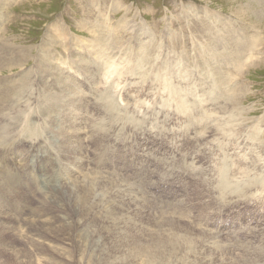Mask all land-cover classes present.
Instances as JSON below:
<instances>
[{
  "label": "rangeland",
  "instance_id": "1",
  "mask_svg": "<svg viewBox=\"0 0 264 264\" xmlns=\"http://www.w3.org/2000/svg\"><path fill=\"white\" fill-rule=\"evenodd\" d=\"M9 1L12 3L7 5ZM112 6L113 9H111ZM90 13L94 15L92 21L96 22L93 25L96 24L93 27L94 30L88 31L85 28L82 30L77 28L79 22L81 23L84 18H88ZM0 18V43L6 47V50L10 51L2 52L0 47V60H6L7 65L13 63L16 67L13 66L12 71L5 70L0 73V98L3 100L0 103V131L9 136L8 139L7 136L3 137L1 145H6L9 141L13 143L9 146L11 155H4L9 161L0 163L6 165L0 166V225L8 223L3 228L0 226V264H145L144 261L147 258L139 253L152 246L156 240L164 242L170 238L162 236H170V234H160L161 232H159L160 229L168 228L167 222L160 224L161 228L156 227V208L170 212L169 220L171 223L187 230H191L190 220L196 223L209 221L208 229L216 235H223L221 232L223 227H234L228 234L233 241L229 243L222 239L224 243L229 244L224 251L216 250L210 245L208 238L202 237L204 241L201 243V254L196 255L197 263L194 261L186 264H264V254L263 257H255L254 253L248 252L249 245L250 250L254 251L256 244L254 236L258 235L257 237L264 240V193L260 192L262 190L264 192V187L261 186L262 181L259 182L260 177L264 178V0H16L15 2L13 0H3V2L0 0ZM56 23L62 24L75 39L66 48L61 45V42L67 44L63 36L58 37L56 42H53L51 38V40L48 39V31H50L48 29ZM98 29L102 30L99 31ZM251 35L256 36L255 47L249 46V43L251 44L253 41L249 39ZM44 42L50 43L44 46ZM83 43L84 45H82ZM50 44L53 45L50 46L51 48L49 47ZM53 49L56 50V53ZM246 49L250 50L253 61L248 57L245 58ZM13 50L14 52H12ZM77 52L80 53L77 54ZM97 53L102 54L105 61L95 57ZM85 54H89L93 58V62L96 61L100 64L104 62L103 68L92 66L87 69L78 62L69 63L75 59L74 57L85 56ZM63 60L68 61L66 64L71 67L67 84L74 85L73 88L66 90L62 88V84L59 83L60 80L42 75L44 71L46 74V68L54 70L56 64L59 68ZM207 61L210 62V65ZM110 65H115L116 68H113L115 71L108 73L109 81L103 78L98 82L100 70L109 68ZM220 65L222 67L220 73H215L214 66ZM61 68L62 66L59 69ZM39 70L41 71L39 72ZM237 71L238 73H236ZM222 73L224 75L220 77ZM88 75H91V80L87 79ZM164 75H166V81ZM39 80H43V82L45 80L44 84ZM163 81L165 82L163 83ZM50 82H53L50 84V87L53 86L51 88L49 87ZM217 82H220L222 87H216ZM194 84L196 86L195 93L183 96L182 92L178 90L181 86L193 87ZM45 85L46 89H44ZM21 86L23 90L20 88ZM200 86L203 87L201 96L196 98V101L186 103L187 106H190L187 117L209 120L212 123V128L193 137L185 127H182L185 126L183 123L187 117L180 115V112L178 113L179 116L177 114L174 116L170 109L175 107H167V104L171 100L182 101L185 99L188 102L194 99L196 90L200 89ZM165 88H171L170 97ZM12 89L17 90L19 94ZM50 89L53 90L50 91ZM77 89L81 91H77ZM11 90L14 94L10 93ZM69 91H72L73 94L79 93V96H73L74 111L87 110L85 115L82 113L81 118L86 116L90 118L91 115H94L92 111L98 108L92 123L85 124L86 122L82 121L84 124L82 123L80 126L77 120L76 122L73 120L75 125L66 127L64 123L59 121L65 115L55 117L51 113L50 117H47L45 105L48 104L44 96L52 93L54 98L65 101L63 94ZM106 93L116 96L115 101L118 106L111 102L114 107L112 113L106 110V101L103 99V95ZM6 95L9 97L5 98ZM203 104L205 105L203 106ZM55 105L59 104L53 102L52 106ZM105 112L110 115H105ZM81 118L79 121L85 120ZM12 122L15 123L16 127H10L14 125ZM101 123H105V128L114 129V132L112 131L114 134L111 132L106 136L109 145L104 148L98 145V138L101 135L94 131ZM234 123L236 124L234 125ZM32 127L33 129H31ZM23 128H25L24 132L22 131ZM59 129H62L63 132ZM197 129H202L201 125L196 124ZM67 130H72L71 135L66 134ZM12 133H14L13 135L18 134L17 137H19L17 139L11 138L10 134L12 135ZM24 133L26 137H22ZM27 135H30L31 138ZM48 136L50 137L48 138ZM0 137L2 136L0 135ZM57 141L59 143L62 141V143L59 144ZM83 143L90 147L91 153L85 155L84 158L80 152ZM96 153L97 155H95ZM78 155L84 159V163H87V168L96 170L94 175L98 177V181L107 182L109 179L106 185H103L106 195L100 194L99 196L104 201L108 200L109 195L116 197V204L118 203L117 205L124 207L125 210L129 207L127 211L130 215L132 214L131 216L140 209L143 210L145 216L142 221L146 227L134 224L136 229L133 231L126 226L125 220L119 216L112 219L110 214H103L108 216L106 222L103 221L102 223L101 220L97 219L96 225H100L93 226L88 232L77 234L78 230L75 228L76 221L74 218L78 214L82 215V211L78 210L77 212L68 204V206L57 210V203H51L44 209L43 214L38 213L37 207L40 206L39 208H41L48 202V200H43L49 188L45 181L56 175L55 181H63L60 177L63 173L72 174L70 172L71 159ZM109 155H112V165L110 161H107L110 158ZM50 159L55 161L54 168L49 162ZM166 163H171L177 167V177H166L161 173V167ZM226 163L230 167L232 166V174L235 170L237 179L240 177L242 180L251 178L255 180L254 184L243 187L244 192L225 194L223 197H219L218 192L214 189H216L219 169L226 168ZM190 164L200 171L198 175L195 176L191 174L192 172L185 171ZM137 166H139V175L134 176L132 173ZM152 166H156V173H154L156 178L166 177L169 180L179 182L186 188V195H179L180 198L175 201L160 200L156 197V203L150 200L154 205L144 202L141 197L148 198L146 196L147 191L151 193L155 186L148 183L149 185L147 184L144 188L145 191L143 189L138 191V188H143L144 183L148 181L149 170L152 169ZM7 167L9 169L11 167L10 170L13 171L14 177H19V181L22 179L19 183L25 188L27 187V197L24 191L19 188L16 180L9 184L2 178V176L6 177L7 175ZM97 168L99 169L97 170ZM209 170L210 173L207 174ZM30 175L34 178L32 179ZM38 176L42 178H38ZM125 181L126 184H124ZM36 186L37 189L34 190ZM43 186L44 189L42 190ZM123 186L125 189L122 188ZM63 187L61 184L57 188H53L61 191ZM142 190L145 192L144 196L138 193H143ZM82 195H84L83 192ZM243 195L245 197L241 198ZM256 196H260V198L248 204ZM133 198L138 199L135 201ZM201 199L203 200L201 201ZM23 202L28 203V206L24 204L26 206L24 213L21 211ZM109 202H113V200L106 203L109 205ZM135 203L140 205L137 206ZM9 205L12 206L7 209L3 208V206ZM14 206L15 208H13ZM134 206L137 209H134ZM16 208L17 210L10 211ZM62 209V213L67 212L66 215L70 217L65 223L72 221L70 224L73 225L72 228H66L63 225L54 226L56 223L54 219L61 217L60 211ZM180 212H185L189 219L175 218L174 215ZM214 213L215 216H224L221 219H216L218 216L214 218L212 215ZM28 215L34 217L29 216V218ZM226 215L238 217L239 219H235V221L248 217L245 220L247 223L249 220L251 221V216H256L258 219L254 217L253 222L258 224L255 220L260 219V232L254 236L250 232L251 229L248 230L249 232L246 230L249 228L236 230V232L234 230L236 224L226 222ZM42 220L45 222L44 224H51L53 228H44L41 223ZM20 226L24 227L20 230L18 228ZM81 226L85 228V223L82 222ZM22 231L23 233H21ZM194 233L198 236L202 234ZM80 234L81 236H79ZM204 234L208 235L207 232ZM158 236L162 237L158 238ZM247 237L249 238L247 239ZM251 243L255 244L252 245ZM242 246H245L246 249ZM165 250L160 251V255L166 254L167 251ZM147 264L151 263L147 262Z\"/></svg>",
  "mask_w": 264,
  "mask_h": 264
},
{
  "label": "bare ground",
  "instance_id": "2",
  "mask_svg": "<svg viewBox=\"0 0 264 264\" xmlns=\"http://www.w3.org/2000/svg\"><path fill=\"white\" fill-rule=\"evenodd\" d=\"M7 1V0H6ZM16 0H13V2H15ZM2 2H3V0H2ZM10 3H12V1H9L8 3H7V5H9ZM85 6V5H84ZM90 6V5H89ZM93 6H95V5H93ZM103 6V5H102ZM101 6V7H102ZM122 6V5H121ZM97 7V6H96ZM104 7V6H103ZM124 7V6H123ZM85 8V7H84ZM122 8V7H121ZM111 9H113V6L111 7ZM103 10V9H102ZM129 11V10H128ZM3 12H5V11H3ZM92 12V11H91ZM93 13V12H92ZM92 13H90L89 14V17L88 18H84L83 20H82V22L80 23L79 22V26L77 27V28H81V30L82 29H87L88 31L89 30H94V28L93 27H95L96 26V24H95V26H93L94 25V23H96V22H93L92 20H93V14ZM100 13V12H99ZM100 15V14H99ZM2 16H4L3 15V13H2ZM5 21V20H4ZM80 21V20H79ZM102 21V20H101ZM97 23H98V20H97ZM102 23V22H101ZM0 24H1V18H0ZM100 24V23H99ZM102 24H104V23H102ZM102 24H100V25H102ZM83 26V27H82ZM4 28V27H3ZM96 29V28H95ZM48 30H50V31H48V39H53V42H56L58 39V37H60V36H63L65 39H66V41H67V44H64V43H62L61 42V45H63V47H65L66 48V46L69 44V43H72V42H74L75 41V39L69 34V32L65 29V27H63V25L62 24H60V23H56L55 25H53V26H51ZM99 30V29H98ZM97 30V31H98ZM102 30V29H101ZM101 30H99V31H101ZM91 32V31H90ZM93 34V33H92ZM99 35H100V33H98ZM78 35H80V34H78ZM104 35V34H103ZM77 37V36H76ZM79 37V36H78ZM100 37V36H99ZM80 38V37H79ZM83 38V37H82ZM94 38H96V37H94ZM98 38V37H97ZM101 38H103L102 36H101ZM47 39V38H46ZM50 39V40H51ZM105 39V38H104ZM109 39V38H108ZM249 39L250 40H253L252 41V43L250 44L249 43V46H254L255 47V42H257V39H256V36H254V35H251V37H249ZM89 40V39H88ZM111 40V39H110ZM79 41V40H78ZM96 41V40H95ZM107 41V40H106ZM83 42H86V41H83ZM88 42V41H87ZM90 42V41H89ZM99 42V41H98ZM98 42H97V44H98ZM117 42V41H116ZM251 42V41H250ZM6 43V42H5ZM45 44H44V46H46L47 44H49L50 42H48V43H46V42H44ZM104 43V42H103ZM88 44V43H87ZM92 44V43H91ZM102 44V43H101ZM12 45V44H11ZM70 45V44H69ZM75 45V44H74ZM78 45V44H77ZM82 45H84V43L82 44ZM89 45V44H88ZM116 45V44H115ZM8 46V45H7ZM13 46V45H12ZM51 46V44L49 45V47ZM53 46V45H52ZM51 46V47H52ZM112 46H113V44H112ZM111 46V48H113ZM0 47H1V49H2V52H5V50H6V47L3 45V44H1L0 43ZM50 47V48H51ZM115 47V46H114ZM117 47V46H116ZM49 48V49H50ZM54 48V47H53ZM89 48V47H88ZM14 49V48H13ZM39 49V48H38ZM96 49V48H95ZM101 49H103V48H101ZM100 49V50H101ZM127 49V48H126ZM253 49V48H252ZM4 50V51H3ZM8 50V49H7ZM6 50V51H7ZM15 50H17V49H15ZM40 50V49H39ZM46 50V49H45ZM44 50V51H45ZM97 50V49H96ZM120 50V49H119ZM9 51V50H8ZM42 51H43V49H42ZM51 51V50H50ZM53 51H54V49H53ZM56 51V50H55ZM54 51V52H55ZM77 51V50H76ZM102 51V50H101ZM10 52V51H9ZM8 52V53H9ZM12 52H14V50L12 51ZM46 52V51H45ZM97 52V51H96ZM100 52V51H99ZM112 52V51H111ZM119 52V51H118ZM251 52H253V51H251ZM18 53V52H17ZM56 53V52H55ZM55 53H53V54H55ZM70 53V52H69ZM80 52H77V54H79ZM132 53V52H131ZM131 53H129V54H131ZM3 54V53H2ZM42 54H44V53H42ZM52 54V53H51ZM57 54H59L58 52H57ZM56 54V57L58 56ZM105 54H106V52H105ZM9 55V54H8ZM68 55H70V54H68ZM146 55V54H145ZM6 56V55H5ZM9 56H11V55H9ZM8 56V57H9ZM13 56V55H12ZM42 56H44V55H42ZM47 56V55H46ZM45 56V57H46ZM63 56V55H62ZM118 56V55H117ZM7 57V58H8ZM39 57V56H38ZM40 57H41V54H40ZM39 57V58H40ZM45 57H44V59H45ZM61 57V56H60ZM95 57H97V58H99V59H103V56H102V54H100V53H97V54H95ZM246 57H248V59H253V57L250 55V50H248V49H246V51H245V58ZM252 57V58H251ZM39 58H37V59H39ZM51 58V57H50ZM53 58H55L54 56H53ZM53 58H51V59H53ZM67 58V57H66ZM70 58H72L71 57V55H70ZM75 59H72V61H70L69 63L70 64H72V63H74V62H78L79 64H82V65H84L87 69H89L90 67H97V68H99L98 66H100V67H102L103 66V64H104V62L102 63V64H100L99 62H96V61H92V57L91 56H89V54L87 55V54H85V56L83 55V56H76V57H74ZM1 59H3V58H1ZM56 59V58H55ZM58 59H59V57H58ZM57 59V60H58ZM111 59V58H110ZM124 59V58H123ZM8 60H9V58H8ZM66 60V59H65ZM65 60H63V62H62V65H60L59 66V68L62 66V68L61 69H59L57 66V64L55 65L56 66V68L54 69V70H50L49 68H46V74H45V71H44V73H42V75L44 74V76L45 75H47L46 77H51L52 79H55V80H60V82L59 83H61L62 84V88L64 89V90H66V89H70V88H73L74 87V85H72V84H70V83H68L67 84V80L69 79V77H68V73H70V70H71V67L69 66V65H67L66 63L68 62V61H65ZM70 60V59H69ZM96 60V59H95ZM98 60V59H97ZM245 60V59H244ZM5 61L6 60H4V61H1L0 60V73H3V71H5V70H9V71H12L13 70V63L12 64H9V65H7L6 63H5ZM37 61V60H36ZM42 61H44V60H42ZM54 61V60H53ZM56 61V60H55ZM62 61V60H61ZM61 61H60V63H61ZM102 61H105L104 59L102 60ZM101 61V62H102ZM121 61V60H120ZM216 61V60H215ZM253 61V60H252ZM38 62H40V61H38ZM109 62V61H108ZM153 62V61H152ZM208 62V61H207ZM213 62V61H212ZM244 62V61H243ZM53 63H55V62H53ZM209 63V65H210V62H208ZM208 63H206L207 65H208ZM215 63V62H214ZM231 63V62H230ZM233 63L235 64V62L233 61ZM246 63V62H245ZM244 63V64H245ZM50 64H51V62H50ZM105 65H106V63H105ZM217 65H218V63H217ZM50 67H53V66H51V65H49ZM107 66V65H106ZM121 66H123V65H121ZM166 66V65H165ZM205 66V65H204ZM15 67V66H14ZM212 68H214V72L215 73H220V69L222 68L221 67V65L220 66H211ZM16 68V67H15ZM38 68V67H37ZM41 68V67H40ZM103 68V67H102ZM113 68H116L115 67V65H110L109 66V68H106V69H104V70H100V74H99V77H100V79H98V82H100L103 78L105 79V80H107V81H109V79L107 78V76H108V73L109 72H113V71H115V69H113ZM245 68V67H244ZM235 69H236V67H235ZM43 70V69H42ZM56 70V71H55ZM97 70V69H96ZM38 71V70H37ZM41 70H39V72H40ZM240 71V70H239ZM243 71V70H242ZM242 71H241V73H242ZM83 72H85V71H83ZM97 74H98V72H96ZM235 73V72H234ZM236 73H238V71L236 72ZM127 74V73H126ZM165 74V73H164ZM41 75V76H42ZM84 75V74H83ZM224 75V73H222L221 75H220V77H222ZM227 75V74H226ZM225 75V76H226ZM74 76V75H73ZM82 76V75H81ZM143 76H145L144 74H143ZM165 77H164V79L166 78V75H164ZM46 77H44V78H46ZM9 78V77H8ZM188 78H189V76H188ZM187 78V79H188ZM205 78V77H204ZM76 79V78H75ZM87 79L88 80H91V75H88L87 76ZM163 79V78H162ZM167 79V78H166ZM166 79H165V81H166ZM157 80H159V79H157ZM39 81H41V82H43V80H39ZM47 81V80H46ZM51 81V80H50ZM79 81V80H78ZM87 81V80H86ZM165 81H163V83L165 82ZM225 81V80H224ZM44 82H45V80H44ZM44 82L42 83V84H44ZM56 82H58V81H56ZM81 82V81H80ZM90 82V81H89ZM103 82V81H102ZM184 82V81H183ZM53 83V82H52ZM51 82L49 83V87H50V84H52ZM145 83V82H144ZM186 83V82H185ZM184 83V84H185ZM40 84V83H39ZM57 84V83H56ZM131 84H132V82H131ZM188 84V83H187ZM54 85V84H53ZM76 85V84H75ZM96 85V84H95ZM94 85V86H95ZM115 85V84H114ZM191 85H193V84H191ZM222 84L220 83V82H217V84H216V87H222L221 86ZM42 86V85H41ZM60 86V85H59ZM171 86V85H170ZM199 86V85H198ZM197 86V87H198ZM9 87V86H8ZM7 87V88H8ZM45 88L44 89H46V85L44 86ZM51 87H53V86H51ZM50 87V88H51ZM172 87V86H171ZM4 88H5V86H4ZM22 90H23V88H22V86L20 87ZM43 88V87H42ZM55 88V87H54ZM61 88V89H62ZM174 88H176V87H174ZM195 88H196V86H195V84H194V86L193 87H190L189 85L188 86H181V87H179V91H181L182 92V94H183V96H187L188 94H190V93H195ZM115 89V88H114ZM164 89V88H163ZM203 89V87H201L200 86V89H197L196 91V94H195V97H194V99H192V100H189L188 102H186L185 101V99H183L182 101H173V100H171V101H169L168 102V104H167V102H166V104H167V107H175L174 109H170V111L171 112H173L174 113V116H175V114H177L178 115V113L180 112V115H183V116H185V117H187L188 116V107H190V106H187V104L186 103H190L191 101H196V98H198V97H200L201 96V90ZM205 89V88H204ZM9 90H10V88H9ZM9 90H8V92H9ZM13 90V89H12ZM12 90L10 91V93L12 92ZM22 90H20V91H22ZM53 89H50V91H52ZM79 89H77V91H78ZM159 90V89H158ZM165 90H166V93H167V95L169 96L170 94H171V92H172V90H171V88H165ZM176 90V89H175ZM219 90V89H218ZM13 91H17V90H13ZM41 91V90H40ZM43 91V90H42ZM41 91V92H42ZM79 91H81V90H79ZM18 92V91H17ZM16 92V93H17ZM44 92V91H43ZM212 92V91H211ZM1 93H2V91H1ZM13 93V92H12ZM22 93V92H21ZM214 93V92H213ZM14 94V93H13ZM18 94H19V92H18ZM203 94V93H202ZM217 94V93H216ZM223 94V93H222ZM2 95V94H1ZM5 94L3 93V96H4ZM10 95V94H9ZM17 95V94H16ZM43 95H44V93H43ZM64 96H65V101L62 99V101H60L58 98H54L53 97V94L52 93H48L46 96H44L45 98V101H47V104L48 105H50V106H48V105H45L46 107H47V112H46V114H47V117L51 114V113H53L54 115H55V117H58V116H60V115H65L61 120H59L62 124L64 123V125L66 126V127H70L71 125H73L75 122H76V120L78 121V123H79V125L80 124H82L83 122L82 121H84V122H86L85 124H87L88 122L89 123H92L94 120H95V116L94 115H96V112H97V109H95V110H93L92 111V113L94 114L93 116L91 115L90 116V118L88 117V116H86L84 119L85 120H81V121H79L80 120V118L83 116L82 115V113H84V115L86 114V112H87V110H85V109H80L79 111H74V108H75V105H74V101H73V96L75 95V96H79V93H75V94H73V92L72 91H69V92H66V93H64L63 94ZM177 95V94H176ZM204 95V94H203ZM3 96H2V98H3ZM39 96V95H38ZM119 96V95H118ZM183 96H181V97H183ZM191 96V95H190ZM205 96V95H204ZM7 97H9L8 95H6V97L5 98H7ZM115 97L116 96H112L110 93H106V94H104L103 95V99H105V101H106V107H107V109L106 110H108V112H110V113H112L113 112V105L111 104V102L112 103H114V105L115 106H118V104L116 103V101H115ZM170 97V96H169ZM177 97V96H176ZM42 98V97H41ZM166 98V97H165ZM173 98V97H172ZM178 98H179V96H178ZM189 98V97H188ZM83 99V98H82ZM42 100V99H41ZM117 100H119V99H117ZM3 100H1V98H0V103L2 102ZM110 101V102H109ZM165 101V100H164ZM168 101V100H167ZM209 101V100H208ZM53 102L54 103H56V104H59V105H55V106H52V104H53ZM208 103V102H207ZM211 103V102H210ZM196 104V103H195ZM198 105H199V103H197ZM61 105V106H60ZM143 105V104H142ZM201 105V104H200ZM205 104H203V106H204ZM215 105V104H214ZM223 105V104H222ZM192 106V105H191ZM4 107V106H3ZM193 107H195V106H193ZM196 107H197V105H196ZM199 108H201L200 106H198ZM210 107V106H209ZM215 107H217V106H215ZM44 108V107H43ZM166 108V107H165ZM198 108V109H199ZM203 108V107H202ZM205 108V107H204ZM105 109V108H104ZM135 109V108H134ZM40 110V109H39ZM38 110V111H39ZM201 110V109H200ZM1 111V110H0ZM102 111V110H101ZM134 111V110H133ZM204 111H205V109H204ZM203 111V112H204ZM239 111V110H238ZM190 112V111H189ZM196 112V111H195ZM194 112V113H195ZM212 112H213V110H212ZM117 113V112H116ZM124 113V112H123ZM126 113V112H125ZM153 113V112H152ZM193 113V114H194ZM200 113V112H199ZM207 113V112H206ZM215 113V112H214ZM218 113V112H217ZM247 113V112H246ZM43 114V113H42ZM105 115H107V116H109L110 114L109 113H107V112H105L104 113ZM204 114V113H203ZM35 115V114H34ZM89 115V114H88ZM112 115V114H111ZM153 115V114H152ZM198 115V114H197ZM225 115V114H224ZM53 116V115H52ZM172 116V115H171ZM179 116V115H178ZM207 116H208V114H207ZM30 117V116H29ZM50 117V116H49ZM97 117H98V115H97ZM96 117V118H97ZM102 117V116H101ZM165 117V116H164ZM196 117V116H195ZM201 117H202V115H201ZM209 117H210V115H209ZM83 118H81V119H83ZM139 118V117H138ZM144 118V117H143ZM226 118V117H225ZM54 119V118H53ZM181 119V118H180ZM179 119V120H180ZM185 119V118H184ZM207 119V118H206ZM242 119V118H241ZM73 120H75V122L73 123ZM102 120V119H101ZM132 120V119H131ZM146 120V119H145ZM228 120V119H227ZM245 120V119H244ZM13 121V120H12ZM21 121V120H20ZM45 121V120H44ZM58 121V120H57ZM100 121V120H99ZM104 121H106V120H104ZM109 121V120H108ZM112 121V120H111ZM115 121V120H114ZM113 121V122H114ZM225 121V120H224ZM15 122H16V120H15ZM17 122H19V121H17ZM32 122V121H31ZM112 122V123H113ZM237 122V121H236ZM253 122V121H252ZM13 123V122H12ZM95 123H97L96 121H95ZM106 123V122H105ZM105 123H101L99 126H98V128L97 129H94V131L95 132H97L98 134H100L101 136L98 138V145L101 147V148H104L105 146H107V145H109V143H107V141H106V136L109 134V133H111L114 129L113 128H105V126L106 125H104ZM111 123V124H112ZM132 123V122H131ZM145 123V122H144ZM181 123H182V121H181ZM241 123V122H240ZM14 125H11L10 127H16V125H15V123H13ZM19 124V123H18ZM29 124V123H28ZM84 124V123H83ZM110 124V123H109ZM183 124H185V126H182L183 128L185 127L186 128V130L187 131H189L188 133H190L191 135H193V137H196L200 132H204L205 130H209V129H211L212 127H211V125H212V123H210L209 122V120H202V118H189V117H187V120H185V123H183ZM196 124L197 125H201V127H202V129H197L196 130ZM222 124V123H221ZM236 123H234V125H235ZM242 124V123H241ZM246 124V123H245ZM35 125V124H34ZM49 125V124H48ZM57 125V124H56ZM75 125V124H74ZM240 125V124H239ZM25 126V125H24ZM35 126H37V125H35ZM50 126V125H49ZM77 126V125H76ZM81 126V125H80ZM131 126V125H130ZM41 127V126H40ZM47 127V126H46ZM51 127V126H50ZM63 127V126H62ZM75 127V126H74ZM108 127H109V125H108ZM117 127V126H116ZM122 127V126H121ZM217 127V126H216ZM227 127V126H226ZM233 127V126H232ZM255 127V126H254ZM27 128V127H26ZM30 128V127H29ZM28 128V129H29ZM56 128V127H55ZM76 128V127H75ZM75 128H73V129H75ZM89 128V127H88ZM24 129L25 128H23V132H24ZM31 129H33V127L31 128ZM72 129V128H71ZM77 129V128H76ZM120 129V127L118 128V130ZM136 129V128H135ZM258 129V128H257ZM38 130V129H37ZM60 130V129H59ZM62 130V129H61ZM60 130V131H61ZM115 130H116V128H115ZM167 130V129H166ZM171 130H173V129H171ZM239 130V129H238ZM12 131V130H11ZM10 131V132H11ZM35 131V130H34ZM33 131V132H34ZM88 131V130H87ZM87 131H85V132H87ZM130 131V130H129ZM218 131V130H217ZM261 131V130H260ZM259 131V132H260ZM13 132V131H12ZM28 132H29V130H28ZM37 132V131H36ZM47 132V131H46ZM61 132H63V131H61ZM114 132V131H113ZM112 132V133H113ZM118 132V131H117ZM145 132V131H144ZM227 132V131H226ZM30 133H31V131H30ZM38 133V132H37ZM56 133V132H55ZM60 133V132H59ZM71 133H72V130L70 131V130H67V133L66 134H70L71 135ZM122 133V132H121ZM14 133H12V135L10 134V137L11 138H13V139H17L18 137H17V135L18 134H15V135H13ZM27 134V133H26ZM32 134V133H31ZM41 134V133H40ZM58 134V133H57ZM61 134V133H60ZM114 134V133H113ZM116 134V133H115ZM129 134V133H128ZM205 134H206V132H205ZM232 134V133H231ZM0 135L2 136V137H0V163H3V161H9L7 158H5V156L4 155H6V154H10V152H9V146H10V144L12 145L13 143H11L10 141H9V143L8 142H6V140L9 138V136H7V134L5 135L4 133H3V131H0ZM9 135V134H8ZM59 135V134H58ZM69 135V136H70ZM117 135V134H116ZM6 137L7 136V139L5 140V142L6 143H8V144H6V145H1V141H2V139H3V137ZM28 136V135H27ZM50 136H51V134H50ZM50 136H48V138L50 137ZM61 136V135H60ZM66 136V135H65ZM64 136V137H65ZM22 137H26L25 136V133H24V135L22 136ZM28 137H30V135L28 136ZM84 137V136H83ZM220 137V136H219ZM31 138V137H30ZM67 138V137H66ZM110 138V137H109ZM192 138V137H191ZM264 138V137H263ZM29 139V138H28ZM44 139V138H43ZM68 139V138H67ZM70 139H72V138H70ZM214 139V138H213ZM231 139H232V136H231ZM33 140H34V138H33ZM58 140V139H57ZM60 140V139H59ZM112 140V139H111ZM126 140H128V139H126ZM131 140V139H130ZM129 140V141H130ZM210 140V139H209ZM208 140V141H209ZM223 140V139H222ZM21 141V140H20ZM28 141V140H27ZM31 141H32V139H31ZM44 141V140H43ZM49 141H51L50 139H49ZM54 141V140H53ZM56 141V140H55ZM68 141V140H67ZM72 141V140H71ZM70 141V142H71ZM74 141V140H73ZM77 141V140H76ZM215 141V140H214ZM16 142V141H15ZM19 142V141H18ZM48 142V141H47ZM58 142V141H57ZM219 142V141H218ZM261 142V141H260ZM42 143V142H41ZM54 143V142H53ZM59 143V142H58ZM60 143H62V141L60 142ZM59 143V144H60ZM16 144V143H15ZM17 144H19V143H17ZM39 144V143H38ZM48 145V144H47ZM49 145H51V144H49ZM56 145V144H55ZM74 145V144H73ZM202 145H204V144H202ZM220 145V144H219ZM44 146V145H43ZM75 146V145H74ZM60 147V146H59ZM211 147V146H210ZM25 148H27V147H25ZM71 148V147H70ZM70 148H69V150H70ZM94 148H95V146H94ZM108 148V147H107ZM106 148V149H107ZM217 149L219 148V147H216ZM43 149V148H42ZM46 149V148H45ZM77 149V148H76ZM190 149V148H189ZM24 150V149H23ZM31 150V149H30ZM41 150V149H40ZM53 150V149H52ZM56 150V149H55ZM59 150V149H58ZM110 150V149H109ZM25 151H27V150H25ZM45 151V150H44ZM71 151V150H70ZM92 151V150H91ZM101 151V150H100ZM99 151V152H100ZM40 152V151H39ZM46 152H48V151H46ZM45 152V153H46ZM52 152V151H51ZM73 152V151H72ZM81 154H82V157L84 158L85 157V155H89V153H90V147L89 146H85L84 145V143H83V145H82V148H81ZM113 152V151H112ZM219 152V151H218ZM30 153V152H29ZM98 153V152H97ZM97 153L95 154V155H97ZM102 153H103V151H102ZM101 153V154H102ZM233 153V152H232ZM39 154V153H38ZM58 154H59V152H58ZM91 154V153H90ZM94 154V153H93ZM103 154H105V153H103ZM111 154V153H110ZM224 154H226V153H224ZM11 155V154H10ZM35 155V154H34ZM40 155V154H39ZM50 155V154H49ZM53 156V155H52ZM62 156V155H61ZM101 156V155H100ZM99 156V159H101V157ZM110 156V158H109V160H107V161H110V163H111V165H112V155H109ZM60 157V156H59ZM92 157H94V156H92ZM96 157V156H95ZM94 157V158H95ZM49 158V157H48ZM47 158V159H48ZM52 158V157H51ZM83 158H81V157H79V155L77 156V157H73L71 160H72V163H71V166H70V172L72 173V174H62V176H60V177H62V180L63 181H55V179L57 178L56 176H52V177H49L46 181H45V183L49 186V188H48V190L46 191V195H45V197H44V199L43 200H48V202L47 203H45L46 205H44L43 207L41 206V208H39V207H37L38 209H39V212L38 213H40L41 212V214H43L44 213V209L46 208V207H48V206H50L51 205V203H57V205H56V209L57 210H59L61 207L63 208L64 206H68V205H70L75 211H77L78 212V210H80V211H82V215H77L76 216V218H74V220L76 221V226H75V228L78 230V233L77 234H79V233H84V232H88L89 231V229H91L93 226H95L96 225V223L98 222H96V220L97 219H99V220H101L102 221V223H103V221H107V215H103V214H110L111 216H112V219L113 218H117L118 216L120 217V218H122V219H124L125 221V224H126V226H128V227H130L133 231L136 229V227L134 226V224H136L137 226H141V227H143V226H145L146 227V225L144 224V222L142 221V218H144V216H145V214H143V210H141L140 209V211H138V212H136L133 216H131L130 215V213H129V211H127L128 209H129V207H128V209H127V207H126V209L127 210H125V208L124 207H122V206H120V205H117L116 204V197H114V196H111V195H109V197H107L108 198V200L107 201H110V200H113V202H109L110 204L108 205L106 202L107 201H104L99 195L100 194H105L106 195V192H105V188H104V186L103 185H106V183L109 181V179L107 180V182H105V181H98V177L97 176H95L94 175V172H95V174H96V170L94 171V169H90V168H87L86 166H87V163H84V159ZM93 158V159H94ZM98 158V157H97ZM59 159V158H58ZM92 159V158H91ZM28 160V159H27ZM26 160V161H27ZM30 160V159H29ZM55 160H56V156H55ZM33 161V160H32ZM35 161V160H34ZM67 161V160H66ZM94 161V160H93ZM212 161V160H211ZM43 162V161H42ZM49 162H51L52 163V168H54V164H55V161H52V159H50V161ZM58 162V161H57ZM56 162V163H57ZM205 162V161H204ZM243 163V162H242ZM9 164V163H8ZM67 164V163H66ZM99 164V163H98ZM97 164V165H98ZM108 164V163H107ZM136 164V163H135ZM28 165V164H27ZM30 165V164H29ZM39 165V164H38ZM42 165V164H41ZM57 165V164H56ZM55 165V166H56ZM60 165V164H59ZM137 165V164H136ZM221 165V164H220ZM225 165H227L226 166V168H220L219 169V175H218V177H217V182H216V185H215V188L216 189H214L215 191H217L218 193V196L219 197H223L225 194H233V193H236V192H244L243 190V187H245V186H248V185H253L254 184V179H248V180H242V179H240V178H242V177H240V178H238L237 179V177L235 176V170H234V174H232L233 172H232V166L230 167V165L228 164V163H226ZM0 166H6L5 164H0ZM24 166V165H23ZM66 166V165H65ZM99 166V165H98ZM129 166V165H128ZM21 167V166H20ZM25 167H26V165H25ZM67 167V166H66ZM220 167V166H219ZM238 167V166H237ZM243 167V166H242ZM49 168V167H48ZM59 168V167H58ZM63 168H65V167H63ZM63 168H62V170H63ZM92 168H94V167H92ZM130 168V167H129ZM234 168V167H233ZM256 168V167H255ZM10 169H11V167H10ZM8 167H7V170H6V172H7V175H6V177H4V176H2V178L3 179H5L6 180V182H8L9 184H11V183H13V181L14 180H16L17 181V183H18V185H19V188L21 189V190H23L24 191V194H25V196L27 197V187L25 188L24 186H22V184H20L19 182L22 180H20L19 181V177L18 178H16V177H14V173H13V171H11ZM99 168H97V170H98ZM113 169V168H112ZM138 169H139V166H137L136 167V169H135V171H134V173H132V175L134 174V176H138L139 175V173H138ZM161 169H162V174L164 175V176H166V177H171V178H174V177H177L178 176V172H177V167L176 166H173L171 163H166L164 166H162L161 167ZM211 169V168H210ZM215 169V168H214ZM237 169H239V168H237ZM24 170V169H23ZM27 170V169H26ZM36 170V169H35ZM51 170H53V169H51ZM55 170V169H54ZM105 170V169H104ZM216 170V169H215ZM48 171V170H47ZM103 171V170H102ZM185 171L186 172H188V171H190V172H192L191 174L192 175H198L199 173H200V171L199 170H196V168L192 165V164H190V165H188L187 166V168L185 169ZM202 171V170H201ZM239 171H240V169H239ZM257 171V170H256ZM38 172H40V171H38ZM51 172V171H50ZM62 172V171H61ZM61 172H59V173H61ZM205 172H208V171H205ZM26 173V172H25ZM103 173V172H102ZM110 173H112V172H110ZM154 173H156V166H152V169L151 170H149V179H148V181H146L145 183H144V187L143 188H138V191L140 190V189H143L144 190V188L146 187V185L148 184V183H151V184H153L154 186H155V189H153L152 188V192L151 193H148V191H147V195L146 196H148V198L147 197H141V199L144 201V202H146L147 204H150V205H154L151 201H153V202H155L156 203V197L158 198V199H160V200H165V201H175V200H177L178 198H180L179 197V195H182V196H184V195H186V193H187V190H186V188L182 185V184H180L179 182H177V181H173V180H169V179H167L166 177H163V178H156V176H154ZM210 173V170H209V172L207 173V174H209ZM260 173H261V171H260ZM79 174H80V177H79ZM99 174V173H98ZM108 174V173H107ZM206 174V175H207ZM239 174V173H238ZM237 174V175H238ZM25 175V174H24ZM32 175V174H31ZM31 175H30V177H31ZM36 175V174H35ZM42 175V174H41ZM203 175H204V173H203ZM242 175V174H241ZM46 176V175H45ZM48 176V175H47ZM46 176V177H47ZM82 176H84V178H82ZM103 177H104V175H102ZM108 176V175H107ZM214 176H215V174H214ZM101 177V176H100ZM109 177V176H108ZM107 177V178H108ZM110 177H111V175H110ZM123 177V176H122ZM216 177V176H215ZM32 178V177H31ZM31 178H29L30 180H31ZM34 178V177H33ZM32 178V179H33ZM36 178V177H35ZM38 178H42V177H39L38 176ZM117 178V177H116ZM115 178V179H116ZM120 178H121V176H120ZM214 178V177H213ZM37 179V178H36ZM44 179V178H43ZM42 179V180H43ZM207 179H208V177H207ZM25 180V179H24ZM112 180V179H111ZM110 180V181H111ZM126 180V179H125ZM206 180V179H205ZM209 180V179H208ZM27 181V180H26ZM31 181H33V180H31ZM55 181V182H54ZM116 181H117V179H116ZM202 181H203V179H202ZM201 181V182H202ZM262 181V182H261ZM36 182V181H35ZM43 182V181H42ZM128 182V181H127ZM200 182V183H201ZM259 182H261V186L262 187H264V178H262V177H260V179H259ZM29 183V182H28ZM32 183V182H31ZM37 183V182H36ZM36 183H34V184H36ZM121 183V182H120ZM119 183V184H120ZM138 183V182H137ZM63 185L64 187H63V189L61 190V191H59L58 189H54V188H57L59 185ZM72 184H74V186H71ZM115 184V183H114ZM124 184H126V181H125V183ZM123 184V185H124ZM133 184V183H132ZM136 184V183H135ZM28 185V184H27ZM38 185V184H37ZM112 185V184H111ZM128 185H130V184H128ZM149 185V184H148ZM40 186H42V185H40ZM151 186V185H150ZM257 186V185H256ZM54 187V188H53ZM115 187H116V185H115ZM119 187V186H118ZM129 187V186H128ZM136 187H137V185H136ZM147 187H149V186H147ZM207 187V186H206ZM252 187H254V186H252ZM30 188H31V186H30ZM104 188V189H103ZM108 188V187H107ZM111 188V187H110ZM123 189H125L124 188V186L122 187ZM127 188V187H126ZM261 188V187H260ZM29 189V188H28ZM37 189V186H36V188L34 189V190H36ZM44 189V186H43V188H42V190ZM52 189H54V190H52ZM128 189V188H127ZM253 189V188H252ZM262 189V188H261ZM33 190V191H34ZM132 190V189H131ZM143 190H142V192H143ZM248 190V189H247ZM45 191V190H44ZM51 191V192H50ZM69 191H72V192H69ZM107 191V190H106ZM133 191H134V189H133ZM137 191V192H138ZM145 191V190H144ZM186 191V192H185ZM201 191V190H200ZM214 191V192H215ZM246 191V190H245ZM82 192H83V194L84 195H82ZM109 192V191H108ZM128 192H130L129 190H128ZM137 192H135V195H137ZM248 192V191H247ZM260 192H262V194L264 193L263 192V190L262 191H260ZM41 193H43V192H41ZM110 193V192H109ZM139 194H143V196H144V193L145 192H143V193H140V192H138ZM206 193V192H205ZM250 193H251V191H250ZM253 193V192H252ZM33 194V193H32ZM32 194H29V195H32ZM128 194V193H127ZM126 194V195H127ZM133 194V193H132ZM203 194V193H202ZM209 194V193H208ZM243 194V193H242ZM241 194V195H242ZM246 194V193H245ZM249 194V193H248ZM257 194V193H256ZM261 194V195H262ZM28 195V196H29ZM104 195V196H105ZM129 195V194H128ZM215 195V194H214ZM213 195V196H214ZM237 195V194H236ZM253 195V194H252ZM103 196V195H102ZM117 196V195H116ZM208 196V195H207ZM217 196V195H216ZM250 196V195H249ZM263 196H264V194H263ZM25 197V198H26ZM131 197V196H130ZM198 197V196H197ZM245 196L243 195L241 198H244ZM34 198V197H33ZM43 198V197H42ZM104 198V197H103ZM123 198V197H122ZM176 198V199H175ZM260 198V196H256L254 199H252L248 204H251L252 202H254V201H256V200H258ZM32 199V198H31ZM133 199H135V198H133ZM138 199V198H137ZM137 199H135V201L137 200ZM215 199H216V197H215ZM29 200V199H28ZM34 200V199H33ZM106 200V199H105ZM125 200V199H124ZM139 200H140V198H139ZM151 200V201H150ZM203 199H201V201H202ZM29 201H32V200H29ZM131 201V200H130ZM132 201H134V200H132ZM142 201V202H143ZM198 201V200H197ZM42 202V201H41ZM123 202V201H122ZM121 202V203H122ZM140 202V201H139ZM141 202V203H142ZM209 202V201H208ZM106 203V204H105ZM124 203V202H123ZM146 203H143V204H146ZM202 203V202H201ZM24 204H26V206H28V203H25V202H23L22 203V209H21V211H23V213H24V208L26 207ZM41 204V203H40ZM68 204V205H67ZM127 204V203H126ZM129 204H131V203H129ZM136 204V203H135ZM139 204V203H138ZM138 204H136L137 206H138ZM6 205V204H5ZM108 205V206H107ZM135 205V206H136ZM140 205V204H139ZM12 205H9V206H3V208L4 209H7V208H9V207H11ZM125 206V205H124ZM133 207L134 209H137L136 207ZM143 206V205H142ZM13 208H15V206L13 207ZM132 208V209H133ZM34 209H35V207L33 208V211H34ZM131 209V210H132ZM143 209V208H142ZM13 210H17V208L16 209H12V210H10V211H13ZM130 210V211H131ZM32 211V212H33ZM134 211V210H133ZM198 211V210H197ZM30 212V211H29ZM36 212V211H35ZM35 212H33V213H35ZM63 212V209H62V211H60V213L62 214V215H60L61 217L60 218H62L61 220H60V218H58V219H54L55 220V224H54V226L55 227H57L58 225L59 226H61V225H63V226H65L66 228H72V226L70 225L71 223H72V221H69V222H67V223H65L67 220H69L68 218H70V217H68L67 215H66V213L64 212V213H62ZM37 213V212H36ZM35 213V214H36ZM122 213V214H121ZM29 214H31L32 215V213H29ZM34 214V215H35ZM40 214V215H41ZM39 215V214H38ZM39 215V216H40ZM109 215V216H110ZM213 216H214V218L216 217V216H218V215H216L215 216V213L214 214H212ZM30 215H28V217H29ZM38 216V217H39ZM169 216H170V212H167V211H165V210H161V209H159V208H156V227L157 228H161V226H160V224H163V223H168V228H163V229H160L161 231H159V232H161L160 234H163V233H166V234H170V236L169 235H162L163 237H170L169 238V240H165L164 242L163 241H159V240H156V242H154V244L152 245V246H149V247H147V248H145L144 250H142L139 254L140 255H142L144 258H147L146 259V261H144V263L145 264H147V262H149V263H151V264H158V263H163V262H167L168 264H177V263H192V262H196L197 261V259H196V255H200L201 254V243L204 241V238H202V237H206V238H208V241H209V243H210V245H212V247L213 248H215L216 250H218V251H224V249L225 248H227L228 246H229V244L228 243H224L223 242V240L222 239H224V240H226L227 242H232L233 240H231V237L228 235V234H230L231 233V231L230 230H232L231 228H234V227H232V226H228V227H223L222 228V230H221V232H222V234L223 235H216V234H214L212 231H210V229H208V224H209V221H204V222H200V223H196V222H194V221H192V220H190V222H191V230H187V229H185V228H183V227H177V226H175V225H173L172 223H171V221L169 220ZM212 216V217H213ZM224 216V215H223ZM223 216H218L216 219H221ZM31 217V216H30ZM29 217V218H30ZM34 216H32L31 218H33ZM75 217V216H74ZM78 217V218H77ZM174 217L175 218H179V219H181V218H183L184 220H186V218H188L187 216H186V213L185 212H180V213H178V214H175L174 215ZM254 217H255V219H258L256 216H251V221L249 220V222H250V224H248L247 222H245V220H247V218H240V220H238V221H235V219L237 220V219H239L238 217H236V216H232V215H226V222H228V223H235L236 225H235V231L236 230H241V229H244V228H249V229H246L247 231L248 230H250L251 229V234H252V236H254V235H257L259 232H260V227H261V225L259 224V222H260V219L259 220H255V222L256 223H258V224H255L253 221H254ZM26 218V217H25ZM56 218V217H55ZM73 218V217H72ZM198 218H200L199 216H198ZM197 218V219H198ZM39 219H41V218H39ZM189 219V218H188ZM212 219V218H211ZM38 220V219H37ZM117 220V219H116ZM214 220V219H213ZM212 220V221H213ZM234 220V221H233ZM46 221V220H45ZM112 221V220H111ZM123 221V220H122ZM240 221H243V222H240ZM49 222V221H48ZM82 222H84L85 223V228L84 227H82L81 226V223ZM118 222H119V220H118ZM251 222H253V223H251ZM6 223V222H5ZM41 223L43 224L42 226L45 228V227H47V228H49V229H51V228H53V226L51 225V224H48V223H46V224H44L45 222L42 220L41 221ZM51 223V222H50ZM100 223V222H99ZM117 223V222H116ZM212 223V222H211ZM217 223V222H216ZM215 223V224H216ZM19 224V223H18ZM65 224V225H64ZM213 225H214V223H212ZM6 225H8V223H6V224H1L0 226L3 228V227H5ZM10 225V224H9ZM67 225H70V226H67ZM98 225H100V224H98ZM98 225H96V226H98ZM110 225V224H109ZM108 225V226H109ZM210 225V224H209ZM221 225V224H220ZM103 227H104V224L102 225ZM108 226H106V227H108ZM163 226V225H162ZM8 227V226H7ZM10 227H12V225H10ZM24 226H20V227H18L20 230L23 228ZM41 227V226H40ZM100 227V226H99ZM103 227H102V229H103ZM116 227V226H115ZM114 227V228H115ZM148 227V226H147ZM210 227H212V226H210ZM220 227V226H219ZM63 228V227H62ZM95 228V227H94ZM98 228V227H97ZM96 228V229H97ZM109 228V227H108ZM140 227H138V229H139ZM148 228H150V227H148ZM216 228H217V225H216ZM12 229V228H11ZM110 229H113V228H110ZM141 229V228H140ZM150 229H152V228H150ZM6 230V229H5ZM4 230V231H5ZM62 230V229H61ZM106 230V229H105ZM152 230H154V229H152ZM215 230H217V229H215ZM7 231V230H6ZM9 231H11L10 229H9ZM47 231V230H46ZM63 231V230H62ZM98 231V230H97ZM113 231V230H112ZM146 231V230H145ZM157 231V230H156ZM172 231V232H171ZM214 231V230H213ZM218 231V230H217ZM234 231V232H235ZM30 232V231H29ZM39 232V231H38ZM117 232V231H116ZM194 232H196V233H202L201 235H196ZM205 232H207L208 233V235H205L204 233ZM237 232V231H236ZM244 232V231H243ZM249 232V231H248ZM21 233H23V231L21 232ZM35 233V232H34ZM41 233V232H40ZM39 233V234H40ZM91 233H92V231H91ZM256 233V234H255ZM37 234V233H36ZM86 234V233H85ZM159 234V235H160ZM238 234V233H237ZM248 235H249V233H247ZM250 234V235H251ZM35 235V234H34ZM38 235V234H37ZM36 235V236H37ZM233 235V234H232ZM241 235V234H240ZM246 235V234H245ZM79 236H81V234L79 235ZM78 236V237H79ZM162 236H158V238H160V237H162ZM258 236V235H257ZM257 236H254V238H255V240H256V244H255V246H254V251H252V250H250V245H249V250H248V252H250V253H254V256L255 257H257V256H262L263 254H264V240L261 238V237H257ZM240 238V237H239ZM249 237H247V239H248ZM118 239V238H117ZM121 239V238H120ZM119 239V240H120ZM37 240V239H36ZM124 240V239H123ZM235 240V239H234ZM251 240V239H250ZM253 240V239H252ZM112 241H114V240H112ZM116 241V240H115ZM252 242V241H251ZM243 244V243H242ZM245 244V243H244ZM248 244V243H247ZM246 244V245H247ZM250 244V243H249ZM252 244V243H251ZM254 244H252V245H254ZM115 246V245H114ZM242 247H244L245 248V246H242ZM252 247V246H251ZM243 248V249H244ZM166 249V250H165ZM246 249V248H245ZM252 249V248H251ZM167 251V253L166 254H164V255H160V251ZM247 251V250H246ZM262 253V254H261ZM138 254V255H139ZM263 257V256H262ZM144 258H142V260H144ZM125 259V258H124ZM125 262V261H124ZM123 262V263H124ZM24 263V262H23ZM126 263V262H125ZM197 263V262H196ZM203 263V262H202ZM199 264V263H198Z\"/></svg>",
  "mask_w": 264,
  "mask_h": 264
}]
</instances>
